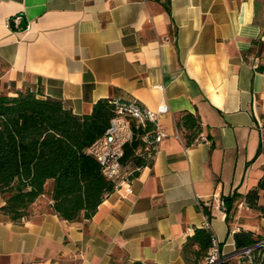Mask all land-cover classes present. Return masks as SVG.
I'll return each instance as SVG.
<instances>
[{"label": "crops", "instance_id": "0c3cea01", "mask_svg": "<svg viewBox=\"0 0 264 264\" xmlns=\"http://www.w3.org/2000/svg\"><path fill=\"white\" fill-rule=\"evenodd\" d=\"M39 86L76 114L100 98L166 105L165 136L145 164H123L90 218L62 219L48 192L21 221L0 211V264H186L196 227L237 254L224 197L263 173L264 0H0V91ZM183 110L200 118L191 146Z\"/></svg>", "mask_w": 264, "mask_h": 264}, {"label": "trees", "instance_id": "16d2710c", "mask_svg": "<svg viewBox=\"0 0 264 264\" xmlns=\"http://www.w3.org/2000/svg\"><path fill=\"white\" fill-rule=\"evenodd\" d=\"M119 102H124L117 100ZM115 114V104L108 98L93 103L89 113L76 114L54 97L43 95L41 88L0 91V194L4 203L1 213L12 221L30 215V205L47 192L49 208L66 221L90 218L104 197L113 191L115 181L106 177L88 147L106 130ZM132 138L125 143L121 162L145 164L144 134H153L150 120L142 124L127 117ZM175 125L187 146L194 145L201 132L200 118L187 110L175 117ZM140 149V153L136 151ZM255 186L245 194L224 197L225 220L238 197L247 207L256 209L264 218V166ZM132 173H136L135 170ZM52 180L50 191L46 183ZM213 233L209 228L196 227L183 245L186 264H203L211 245ZM250 230L233 233L236 250L264 241ZM195 246V247H194ZM260 250V254L258 251ZM240 264H264V245L253 250V259L240 257ZM229 259L220 264H229ZM133 264H158L134 261Z\"/></svg>", "mask_w": 264, "mask_h": 264}, {"label": "built area", "instance_id": "2783aa9c", "mask_svg": "<svg viewBox=\"0 0 264 264\" xmlns=\"http://www.w3.org/2000/svg\"><path fill=\"white\" fill-rule=\"evenodd\" d=\"M21 20L22 15L15 14L6 17L5 23L9 27L17 29L21 25ZM113 103L115 104V114L109 119V124L105 132L88 147V152L97 159L103 174L116 183L126 175L121 157L125 143L132 138V128L127 117L135 118L141 124L145 120H150L154 123L157 113L165 112L167 107L166 105H162L156 111H152L142 107L134 100L124 102L113 101ZM154 125L155 131L153 134H144L142 136L144 150L148 157L155 153L158 142L165 136V133L155 123ZM176 136L180 137L178 132ZM126 190L130 192L128 182L126 184ZM220 204L222 205L223 202L220 201ZM263 245L264 241H261L255 245L240 249L237 254L240 257H246L247 260H252L253 250H257ZM258 254H260V250ZM225 259L226 257L221 254L217 241L212 238L211 245L203 259V264H220Z\"/></svg>", "mask_w": 264, "mask_h": 264}, {"label": "rangeland", "instance_id": "374dc122", "mask_svg": "<svg viewBox=\"0 0 264 264\" xmlns=\"http://www.w3.org/2000/svg\"><path fill=\"white\" fill-rule=\"evenodd\" d=\"M263 200L264 196L260 198V201ZM229 224L231 226V230H250L254 233V235H259L260 238L264 239V218L261 217L260 213L256 209L247 207L243 200L235 202L230 213ZM228 261L229 264L242 263L238 254L230 257Z\"/></svg>", "mask_w": 264, "mask_h": 264}, {"label": "water", "instance_id": "95a60500", "mask_svg": "<svg viewBox=\"0 0 264 264\" xmlns=\"http://www.w3.org/2000/svg\"><path fill=\"white\" fill-rule=\"evenodd\" d=\"M239 252V250H236V253H238Z\"/></svg>", "mask_w": 264, "mask_h": 264}]
</instances>
